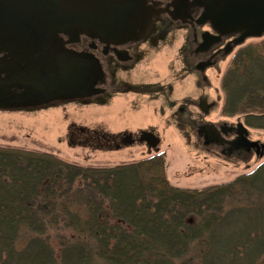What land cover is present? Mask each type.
Listing matches in <instances>:
<instances>
[{"label":"trees","instance_id":"trees-1","mask_svg":"<svg viewBox=\"0 0 264 264\" xmlns=\"http://www.w3.org/2000/svg\"><path fill=\"white\" fill-rule=\"evenodd\" d=\"M222 113L264 128V40L235 53ZM98 131L89 142L116 146ZM19 240H23L19 247ZM264 161L200 188L170 183L165 153L115 165L0 146V264H257Z\"/></svg>","mask_w":264,"mask_h":264},{"label":"flooded vegetation","instance_id":"flooded-vegetation-1","mask_svg":"<svg viewBox=\"0 0 264 264\" xmlns=\"http://www.w3.org/2000/svg\"><path fill=\"white\" fill-rule=\"evenodd\" d=\"M207 2L127 0L126 4L131 9L129 20L116 27L114 34L92 35L80 31L79 40L67 43V47L89 53L98 61L97 92L84 98L61 100L76 99L90 103L111 92L136 99L134 105L130 100V104L125 105L127 107L137 106L139 98L142 104L146 97L161 100L160 109L174 113L180 121L188 123L187 118L193 117L198 141L204 146L213 145L215 154L249 163L252 156L261 151V140L252 138L250 132L245 135L238 126L240 117L218 122L206 119L208 112L211 114L220 101L216 76L222 64L240 46L235 40L244 31H233L230 27L215 28ZM61 36L69 39L67 35ZM159 45L171 48L176 56L168 62L164 77L151 81L154 78L147 73L144 74L148 78H143V73L140 74L142 78L133 76V70L139 63L143 60L150 63V51L159 49ZM98 131L77 126L71 128L69 138L86 143L93 134L98 135ZM143 131H154L159 135L155 128L145 127L139 133L120 131L112 140L117 147L135 144L140 142Z\"/></svg>","mask_w":264,"mask_h":264},{"label":"rangeland","instance_id":"rangeland-1","mask_svg":"<svg viewBox=\"0 0 264 264\" xmlns=\"http://www.w3.org/2000/svg\"><path fill=\"white\" fill-rule=\"evenodd\" d=\"M261 37H252L244 44L261 42ZM151 50L149 60H143L133 70V76L151 81L164 77L168 71V62L176 57L171 48L162 47ZM235 48L229 58L222 64L216 83L220 91L219 105L206 119L213 121L233 120L242 115H226L222 113L224 91L222 79L230 66ZM157 52V53H155ZM177 61V60H176ZM175 61V62H176ZM149 69L148 71H146ZM141 73H143L141 77ZM147 73V76L144 74ZM148 78V77H147ZM140 82V81H139ZM151 83V82H149ZM130 96L111 92L87 103L85 100H59L46 106L31 108H0V146H13L24 149L48 151L60 158L83 165L111 166L123 162L138 161L156 153H165V174L173 185L183 187H203L213 183L233 180L242 173H247L264 161L262 156H252L249 163L225 159L215 154L213 145L204 146L198 141L195 119L187 118L188 123L180 121L174 113L160 109L163 103L146 97L137 99L138 105L127 107ZM136 99L131 100L134 105ZM141 104L143 107H141ZM77 126L97 129L104 132L118 133L123 130L139 133L142 128L153 127L158 132L161 142L158 150L147 144L137 142L117 147H102L92 142L75 141L69 138L71 128ZM252 138L264 143V128L250 127ZM23 240H19V247ZM257 264H264V255Z\"/></svg>","mask_w":264,"mask_h":264},{"label":"water","instance_id":"water-1","mask_svg":"<svg viewBox=\"0 0 264 264\" xmlns=\"http://www.w3.org/2000/svg\"><path fill=\"white\" fill-rule=\"evenodd\" d=\"M127 0H0V108H31L97 92L98 61L67 47L79 32L115 33L129 20ZM217 29L242 31L235 40L264 34V0H208ZM61 34L67 35L65 40ZM238 126L247 135L242 122ZM141 140L157 146L154 132ZM129 142V140H127ZM256 142V141H255ZM264 154V143L260 156Z\"/></svg>","mask_w":264,"mask_h":264}]
</instances>
